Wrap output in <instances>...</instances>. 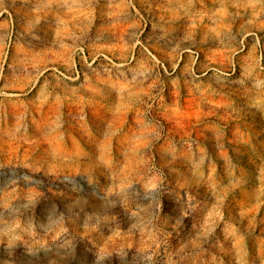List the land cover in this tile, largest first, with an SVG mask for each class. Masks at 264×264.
Instances as JSON below:
<instances>
[{
  "label": "rangeland",
  "instance_id": "obj_1",
  "mask_svg": "<svg viewBox=\"0 0 264 264\" xmlns=\"http://www.w3.org/2000/svg\"><path fill=\"white\" fill-rule=\"evenodd\" d=\"M263 199L264 0H0V264H264Z\"/></svg>",
  "mask_w": 264,
  "mask_h": 264
},
{
  "label": "bare ground",
  "instance_id": "obj_2",
  "mask_svg": "<svg viewBox=\"0 0 264 264\" xmlns=\"http://www.w3.org/2000/svg\"><path fill=\"white\" fill-rule=\"evenodd\" d=\"M245 141V140H244ZM251 194V193H250ZM245 196V195H244ZM258 198V197H257ZM247 200V199H246ZM264 200V199H263ZM244 203V202H243ZM242 204V203H241ZM246 204V203H245ZM239 207V206H238ZM245 207V206H244ZM261 214V213H260ZM261 228V227H260ZM225 238V237H224ZM241 241V240H240ZM238 242V241H237ZM241 244V243H240ZM244 244V243H243ZM236 247H237V245H236ZM238 247H240V245H238ZM259 249V248H258ZM242 251V250H241ZM230 252H231V250H230ZM264 252V251H263ZM227 254V253H226ZM243 254V253H242ZM230 255V254H229ZM237 255V254H236ZM263 256V255H262ZM234 257V259H235V256H233ZM241 257H242V255H241ZM230 258V257H229ZM242 258H244V257H242ZM253 258V257H252ZM256 259V258H255ZM249 260H251V259H249ZM250 262V261H249ZM207 264V263H206Z\"/></svg>",
  "mask_w": 264,
  "mask_h": 264
}]
</instances>
